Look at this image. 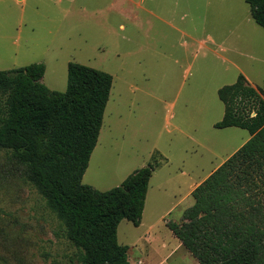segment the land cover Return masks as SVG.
Here are the masks:
<instances>
[{
    "label": "rangeland",
    "instance_id": "1",
    "mask_svg": "<svg viewBox=\"0 0 264 264\" xmlns=\"http://www.w3.org/2000/svg\"><path fill=\"white\" fill-rule=\"evenodd\" d=\"M70 62L112 77L82 183L106 191L158 163L140 224L116 228L129 264H198L167 224L181 223L191 191L249 136L214 128L217 90L239 74L263 87L264 29L244 0H0V71L43 64L41 83L64 92ZM76 257L26 168L0 148V264Z\"/></svg>",
    "mask_w": 264,
    "mask_h": 264
},
{
    "label": "trees",
    "instance_id": "2",
    "mask_svg": "<svg viewBox=\"0 0 264 264\" xmlns=\"http://www.w3.org/2000/svg\"><path fill=\"white\" fill-rule=\"evenodd\" d=\"M264 29V0H244ZM43 64L0 71V148L27 170V178L63 225L79 264H129L118 245L121 220L140 224L155 161L119 186L98 191L82 183L108 101L112 77L67 64L64 92L41 83ZM264 91V84L260 90ZM241 74L217 90L224 106L214 128L235 127L249 138L190 193L173 236L198 264H264V93Z\"/></svg>",
    "mask_w": 264,
    "mask_h": 264
},
{
    "label": "crops",
    "instance_id": "3",
    "mask_svg": "<svg viewBox=\"0 0 264 264\" xmlns=\"http://www.w3.org/2000/svg\"><path fill=\"white\" fill-rule=\"evenodd\" d=\"M248 138H249V136H248ZM248 138H246L245 141H244L243 143H245V142L248 140ZM243 143H242V144H243ZM127 176H128V175H127ZM127 176H126V177H127ZM126 177H125V178H126ZM125 178H124V179H125ZM124 179H123V180H124ZM123 180H122V181H123ZM122 181H121V182H122Z\"/></svg>",
    "mask_w": 264,
    "mask_h": 264
}]
</instances>
